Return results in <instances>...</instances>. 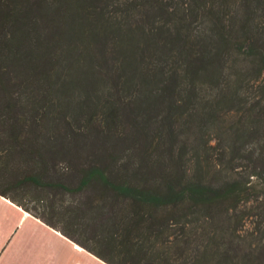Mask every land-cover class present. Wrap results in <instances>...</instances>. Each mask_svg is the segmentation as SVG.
Masks as SVG:
<instances>
[{"label": "trees", "instance_id": "16d2710c", "mask_svg": "<svg viewBox=\"0 0 264 264\" xmlns=\"http://www.w3.org/2000/svg\"><path fill=\"white\" fill-rule=\"evenodd\" d=\"M14 152L44 202L0 194L110 264H264V0H0Z\"/></svg>", "mask_w": 264, "mask_h": 264}, {"label": "crops", "instance_id": "0c3cea01", "mask_svg": "<svg viewBox=\"0 0 264 264\" xmlns=\"http://www.w3.org/2000/svg\"><path fill=\"white\" fill-rule=\"evenodd\" d=\"M0 264H110L0 194Z\"/></svg>", "mask_w": 264, "mask_h": 264}, {"label": "rangeland", "instance_id": "374dc122", "mask_svg": "<svg viewBox=\"0 0 264 264\" xmlns=\"http://www.w3.org/2000/svg\"><path fill=\"white\" fill-rule=\"evenodd\" d=\"M20 111L19 115L20 117V123L17 125L20 126L23 131L24 130V119L27 123V126L31 124L33 116H37L41 119L42 112L37 111L36 113H32L30 111H27L26 108H16ZM37 128L42 127V125L38 124ZM30 127V126H29ZM28 127V128H29ZM44 129V127H43ZM41 129V130H43ZM23 134V133H22ZM25 134V133H24ZM26 135V134H25ZM12 156H8L7 154L0 159V186L4 189H9V191L16 195L20 200L23 202L24 205L29 206H41L44 202L42 196L46 192L44 190V187L41 185H38L36 182H25V184L16 185V182L20 179H22L26 174H31L35 170H40V168H36L35 161L30 162L29 156L27 154H21L20 152H14L11 154ZM60 157V156H59ZM55 159V158H54ZM87 159L82 160H69L66 159L64 156L55 159V161H52L53 166L50 165V172H52V169H55V171H59L61 173H65V175L70 178L71 180H74L78 174H77V163L80 164L81 167H84L87 164ZM86 237H88V233L85 234ZM92 242V241H90ZM93 244V243H92ZM82 245V244H81ZM94 245V244H93ZM83 246V245H82ZM98 256V255H97Z\"/></svg>", "mask_w": 264, "mask_h": 264}]
</instances>
